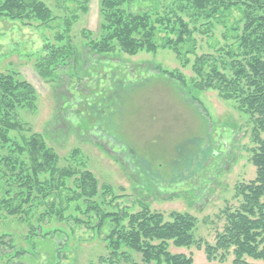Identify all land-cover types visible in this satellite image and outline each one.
<instances>
[{
    "label": "trees",
    "instance_id": "1",
    "mask_svg": "<svg viewBox=\"0 0 264 264\" xmlns=\"http://www.w3.org/2000/svg\"><path fill=\"white\" fill-rule=\"evenodd\" d=\"M70 1L88 12L91 0ZM144 1L100 0L99 34L83 31L79 47L70 40L72 21L66 20L56 42L45 39L37 71L51 78L71 61L77 64L85 57L90 63L84 72L75 70L70 76L76 85L84 80L92 84L101 72L107 75L105 67H112L110 60L117 51L137 55L172 50L184 67L190 66L195 89L218 90L223 99L238 102L250 116L256 143L251 156L255 178L236 186L239 205L223 210L226 224L214 244L195 237L197 218L188 212L173 211L166 217L140 201L141 209L130 213L118 202L126 195L116 190L123 188L101 183L82 161L79 147L67 156L68 164L62 165L45 135L21 121V110L37 109L38 91L15 69L0 71V223L17 220L27 226L17 237L0 231V264H22L27 256L37 259L41 240L74 234V228L69 232L53 222L92 230L108 252L100 257L102 264H195L191 255L172 253L170 243L204 247L208 259L204 264H217L216 259L223 261L229 254L234 256L233 264H264V0H176L163 9L153 0L154 6L132 9ZM234 11L240 18L229 23ZM3 17L48 28L56 20L43 0H0ZM219 25L224 29V43L215 54L199 55L195 34L214 36ZM187 44L191 49L184 52ZM152 68L181 89L187 87L182 72L161 65ZM146 69L151 71V66ZM95 92L90 90L91 95ZM56 130L55 140L60 141L67 131ZM60 252L58 247L56 253Z\"/></svg>",
    "mask_w": 264,
    "mask_h": 264
},
{
    "label": "rangeland",
    "instance_id": "2",
    "mask_svg": "<svg viewBox=\"0 0 264 264\" xmlns=\"http://www.w3.org/2000/svg\"><path fill=\"white\" fill-rule=\"evenodd\" d=\"M43 1L56 16L49 28L0 18V71L15 69L35 86L39 95L36 110L20 111L21 121L45 135L60 155L62 165L68 164L67 156L79 147L82 161L101 183L123 188L116 190L117 194L126 195L118 201L120 208L127 207L134 213L144 201L151 210L166 217L173 211L188 212L197 218L195 237L214 244L226 224L223 210L239 205L236 186L256 176L251 162L256 143L250 116L238 102L223 99L218 90L195 89L190 66L184 67L169 49L137 55L117 51L110 60L112 67H105L107 75L101 72V78L97 75L99 80L92 84L84 80L76 85L77 80L70 76L75 70L78 74L84 72L86 63H90L85 57L77 64L71 61L54 77H42L36 64L45 39L56 42V34L64 31V22L69 19L70 40L79 47L84 41L83 31H92L96 36L101 23L100 0H91L87 13L70 0ZM175 2L158 0L156 4L163 9ZM154 5L153 0H145L135 3L132 9ZM234 18H240L239 12L234 11L229 23ZM223 31L219 25L214 36L195 34L197 53L215 54L224 43ZM189 49L190 44L183 47L184 52ZM189 58L192 61L194 56L190 54ZM158 65L182 72L187 87L181 89L155 73L152 67ZM149 66L151 71L146 69ZM119 79L122 83L116 82ZM90 90L98 93L91 95ZM60 127L67 132L56 141L55 131ZM52 225L63 226L69 232L74 228V234L69 238L54 235L48 242L41 240L38 258L27 256L22 264H102L100 257L108 252L92 230L73 223ZM26 227L17 220L0 223V231L14 237ZM169 250L191 255L195 264L208 262L204 247H176L170 243ZM233 259L229 254L223 261L218 258L215 262L233 264Z\"/></svg>",
    "mask_w": 264,
    "mask_h": 264
}]
</instances>
